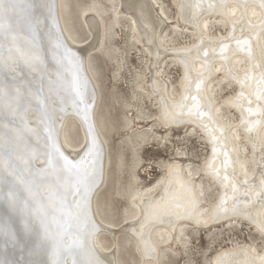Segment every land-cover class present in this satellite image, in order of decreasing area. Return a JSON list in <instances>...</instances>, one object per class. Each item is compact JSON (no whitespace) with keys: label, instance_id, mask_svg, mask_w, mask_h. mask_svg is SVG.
<instances>
[{"label":"bare ground","instance_id":"6f19581e","mask_svg":"<svg viewBox=\"0 0 264 264\" xmlns=\"http://www.w3.org/2000/svg\"><path fill=\"white\" fill-rule=\"evenodd\" d=\"M3 23L0 264H264V0H5ZM78 78L86 198L45 171L91 140Z\"/></svg>","mask_w":264,"mask_h":264},{"label":"snow or ice","instance_id":"6c2138e0","mask_svg":"<svg viewBox=\"0 0 264 264\" xmlns=\"http://www.w3.org/2000/svg\"><path fill=\"white\" fill-rule=\"evenodd\" d=\"M4 12L5 0H0V30H3L4 27ZM86 84V80L77 79L76 86L72 90L71 107L75 109L74 114L79 116L82 122L88 124L87 135L91 137V140L85 143L83 154H78L80 155L79 160L72 159L65 155L64 152L53 143L51 151L54 155L50 156L45 168V171L50 168L53 174L56 175L58 181L63 179L62 186L66 191L72 193L74 196L79 195L84 198L87 197L90 191V185L85 184L82 188L80 177L85 176L91 180V176L95 173L97 160L100 156L97 146V137L94 134L95 126L93 122L92 105L89 103L86 95ZM65 103H67V101H61L62 105ZM45 116L47 117V113H45ZM47 118L50 121V117ZM47 139L50 141L53 140V129L51 126H49ZM59 186L61 185H58V187ZM58 195L59 193L57 192V196ZM75 208L79 209V211H74L72 206L69 205L67 210L62 213V219L56 221L60 227L70 229L73 227L74 221L77 224L83 223L85 227L88 226L89 221L83 207V200L77 203ZM52 264H58V262L53 260ZM87 264H95V262L89 260Z\"/></svg>","mask_w":264,"mask_h":264},{"label":"rangeland","instance_id":"374dc122","mask_svg":"<svg viewBox=\"0 0 264 264\" xmlns=\"http://www.w3.org/2000/svg\"><path fill=\"white\" fill-rule=\"evenodd\" d=\"M71 3H72V1H71ZM169 4V3H168ZM72 5H74V3H72ZM170 5V4H169ZM96 59V58H95ZM97 60V63H100V58H97L96 59ZM174 73H173V75H174V77H177V75H178V71H176V70H174L173 71ZM156 152L154 151H152V150H149V151H143V152H141V155L143 156V157H156V155L157 154H155ZM146 162H144V164H145ZM143 165V164H142ZM146 169H148L149 171V173H150V175L148 176V178H155L156 177V175L158 174V170H156V168L155 167H152V168H150L149 166H144ZM143 167V168H144ZM153 169V170H152ZM148 172H139L140 173V175L141 176H146V174H148ZM111 201V200H110ZM117 202H118V204H119V206H121V202L120 201H118L117 200ZM115 202H113V204H114ZM204 239V235L202 234V237L200 238V240L199 241H201V243L203 242L202 240ZM174 248H176L175 246L174 247H172V249H174Z\"/></svg>","mask_w":264,"mask_h":264}]
</instances>
